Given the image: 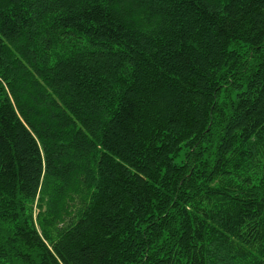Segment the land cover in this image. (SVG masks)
I'll return each mask as SVG.
<instances>
[{
  "label": "trees",
  "instance_id": "obj_1",
  "mask_svg": "<svg viewBox=\"0 0 264 264\" xmlns=\"http://www.w3.org/2000/svg\"><path fill=\"white\" fill-rule=\"evenodd\" d=\"M0 264H264V0H0Z\"/></svg>",
  "mask_w": 264,
  "mask_h": 264
},
{
  "label": "rangeland",
  "instance_id": "obj_2",
  "mask_svg": "<svg viewBox=\"0 0 264 264\" xmlns=\"http://www.w3.org/2000/svg\"><path fill=\"white\" fill-rule=\"evenodd\" d=\"M35 214H37V212Z\"/></svg>",
  "mask_w": 264,
  "mask_h": 264
}]
</instances>
